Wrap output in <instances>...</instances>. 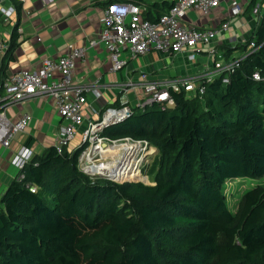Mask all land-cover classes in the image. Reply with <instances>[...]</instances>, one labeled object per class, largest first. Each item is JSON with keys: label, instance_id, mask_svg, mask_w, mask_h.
Wrapping results in <instances>:
<instances>
[{"label": "trees", "instance_id": "obj_1", "mask_svg": "<svg viewBox=\"0 0 264 264\" xmlns=\"http://www.w3.org/2000/svg\"><path fill=\"white\" fill-rule=\"evenodd\" d=\"M156 4L141 15L154 20L172 1ZM250 41L227 82L200 77L201 93L171 89L173 105L131 108L102 128L155 148L150 183L90 177L77 162L83 143L33 154L0 196V264H264V181L234 211L223 193L227 180L264 175V13L233 49Z\"/></svg>", "mask_w": 264, "mask_h": 264}, {"label": "built area", "instance_id": "obj_2", "mask_svg": "<svg viewBox=\"0 0 264 264\" xmlns=\"http://www.w3.org/2000/svg\"><path fill=\"white\" fill-rule=\"evenodd\" d=\"M221 1L223 0H172L169 8L154 20L144 18L141 15L142 7L130 0L106 3L103 7L102 26L98 33V40L103 43L107 52L111 71L122 68L125 61V58L121 56L122 50L125 49L129 55L134 56L150 48H155L170 52H182L188 61H194L196 57H203L202 73L191 77L182 76L174 77L168 81H157L147 79L142 72L136 81L126 79L122 82L117 95V105H103L100 110L96 111L88 104L87 95L92 98L98 97L101 94L100 83H82L76 80L75 62L77 58L84 55V46L69 43L64 53L55 57L46 55L41 58L38 66L13 71L2 81L0 85V144L7 148L12 147L15 135L25 128L31 118L30 114L25 113L13 119L8 115L9 108L35 95H48L54 99L57 113L61 119L58 125V138L54 143L58 152H62L64 148L75 149L77 145L74 147L70 143L80 131L79 141L80 144L83 143V146L78 154L77 162L85 174L100 175L115 182L133 179L134 173H127L130 172L131 160H141L142 156L144 157L146 154L144 147L147 142L144 139L124 137L122 139L129 142L132 149L115 154V160L109 157L111 161L108 159L104 161L101 160L104 148L118 139H110L101 135L100 131L103 127L119 121L130 113L131 107L126 95L128 89L135 92V107L143 108L151 103L166 107L173 105L169 93L171 89L183 88L187 91L201 93L203 85L198 79L200 77H204L206 80L214 78L207 77L208 70L214 72L216 76H220L222 82H227L229 73L238 65L245 52L253 49V42H248L243 52L223 58V53L212 45L211 41L217 33L227 32L228 19L221 21L215 27L207 28L193 27L183 21L186 10L198 9L201 13L207 14ZM247 4L248 1L245 3L234 1L227 6V9L230 15L238 16ZM14 10V5L7 7L0 5V15L5 20L10 19ZM248 12L253 26H255L264 13V0H255L250 5ZM225 38L227 43H235L237 39L233 34L226 35ZM88 43L93 44L94 39H89ZM4 47L5 44L0 38V52ZM210 56L212 57V67L208 69L206 59ZM220 58L224 60L221 61ZM252 75L257 78L256 72ZM86 109H90L97 115L84 123ZM153 149L155 148L153 147ZM12 150L11 163L17 169V176L22 177L23 174L20 170L33 155V148L20 142L13 146ZM96 155L100 157L99 160L96 159ZM103 161L110 165L102 166ZM91 166L95 167V171L90 169ZM132 167L138 170L137 165L132 164ZM117 172L120 174L117 175Z\"/></svg>", "mask_w": 264, "mask_h": 264}, {"label": "crops", "instance_id": "obj_3", "mask_svg": "<svg viewBox=\"0 0 264 264\" xmlns=\"http://www.w3.org/2000/svg\"><path fill=\"white\" fill-rule=\"evenodd\" d=\"M0 0L1 6L14 5L9 20L0 15V38L5 47L0 52V79H5L13 71L21 68L38 66L44 56H58L67 50V45L84 46V55L77 58L74 74L77 81L82 83L98 82L101 94L92 98L87 95L90 107L98 111L103 105L118 104L117 95L119 86L126 79L136 81L143 72L147 79L168 81L174 77L196 76L202 73L203 57H196L194 61H188L182 52H170L150 48L134 56L122 50L121 56L125 58L120 70L111 71L107 52L98 33L102 26L103 7L107 0ZM116 1V0H114ZM172 0H139V5L144 9L145 4L156 2L157 7ZM250 2L255 0H223L217 6L211 8L207 14L198 9H188L183 15V21L197 28L215 27L221 21L229 20L227 32L217 33L211 43L223 53V48L230 45L229 55L240 52L239 48L233 49L236 43H241L253 30V24L249 15V7L238 16L229 14L227 6L232 2ZM152 13L155 12L150 7ZM263 11V9H262ZM16 28V44L11 58L5 60L4 55L9 44L11 32ZM235 35V43H227L226 35ZM94 39L93 44L88 40ZM203 54V53H202ZM212 57L206 59L207 65ZM208 69H210L207 66ZM2 74H4L2 76ZM207 77H215V73L208 70ZM128 104L136 103L135 92L128 89L126 92ZM135 106V104H134ZM84 114V123L88 119L95 118L97 113L90 109ZM30 114L31 118L25 128L18 132L13 140L12 147H4L0 144V196L8 182L17 174V169L11 163L13 146L24 142L33 148V154L42 153L46 146L54 144L58 138V125L60 116L57 113L55 101L48 95H35L30 99L12 105L8 110L11 118ZM77 140H75L76 142ZM73 142V140H72Z\"/></svg>", "mask_w": 264, "mask_h": 264}, {"label": "rangeland", "instance_id": "obj_4", "mask_svg": "<svg viewBox=\"0 0 264 264\" xmlns=\"http://www.w3.org/2000/svg\"><path fill=\"white\" fill-rule=\"evenodd\" d=\"M219 60L223 61L224 59L220 58ZM207 66L209 68L212 67L211 58H210L209 64ZM134 100H135V98H134ZM134 104L135 103L131 104V108L134 110H140V108L135 107ZM80 133L81 132L79 131L78 134L74 137V139H72L73 142L71 141V143H70L74 147L76 145H77V147L80 145V141H79ZM75 140H77V141L75 142ZM118 140H125V139L120 138ZM144 149H146V154L144 155V157L142 156L141 160L134 159L132 161V164H135L138 167L137 175L135 177H133V179L140 180L144 183H150L151 182V174L146 173V169H147L149 163L151 162V159L153 158L154 154L156 153V150L153 149V146L148 144V143L145 144ZM95 157L97 160L100 159V157L98 155H96ZM104 159H105V157L101 156V160H104ZM116 181H119V180H116ZM256 181H264V175L258 179H249L246 177V178H242L240 180H238V179L227 180L223 183V193L225 196L226 205H227L229 210H231V211L235 210L238 198H239L241 192L243 191V189H245L251 183L256 182Z\"/></svg>", "mask_w": 264, "mask_h": 264}, {"label": "bare ground", "instance_id": "obj_5", "mask_svg": "<svg viewBox=\"0 0 264 264\" xmlns=\"http://www.w3.org/2000/svg\"><path fill=\"white\" fill-rule=\"evenodd\" d=\"M125 140H115V141H113L111 144H108V145H106V147L104 148V155H103V157H105V159H104V161L106 160V159H109V157H112L113 158V160H115L114 159V156H115V154H117V153H119V152H121V151H125V150H128V149H132L131 147H132V145L131 144H129V142H127V141H125ZM112 160V161H113ZM111 161V160H110ZM102 166H105V165H110V163H105V162H102V164H101ZM111 167V166H110ZM131 167H132V160H131V163H130V166H129V170H130V172H127V173H131V174H133L132 175V177H135L136 175H137V170L135 169V168H133L132 167V169H131ZM90 169L91 170H93V171H95V167L94 166H91L90 167ZM114 173H116V171H113ZM123 173V172H122ZM120 173H118L117 172V175H119ZM128 175V174H127ZM122 176V175H121Z\"/></svg>", "mask_w": 264, "mask_h": 264}, {"label": "water", "instance_id": "obj_6", "mask_svg": "<svg viewBox=\"0 0 264 264\" xmlns=\"http://www.w3.org/2000/svg\"><path fill=\"white\" fill-rule=\"evenodd\" d=\"M127 115H128V114H127ZM127 115H126V116H127ZM87 175H88V174H87ZM89 176H100V175H89Z\"/></svg>", "mask_w": 264, "mask_h": 264}]
</instances>
